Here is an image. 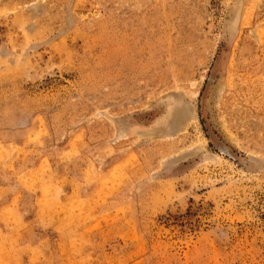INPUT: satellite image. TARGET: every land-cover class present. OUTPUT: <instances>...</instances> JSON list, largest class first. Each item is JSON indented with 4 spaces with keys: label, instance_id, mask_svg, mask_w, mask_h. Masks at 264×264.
I'll return each mask as SVG.
<instances>
[{
    "label": "rangeland",
    "instance_id": "rangeland-1",
    "mask_svg": "<svg viewBox=\"0 0 264 264\" xmlns=\"http://www.w3.org/2000/svg\"><path fill=\"white\" fill-rule=\"evenodd\" d=\"M0 264H264V0H0Z\"/></svg>",
    "mask_w": 264,
    "mask_h": 264
}]
</instances>
